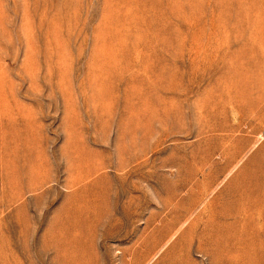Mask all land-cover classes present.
Here are the masks:
<instances>
[{
  "label": "rangeland",
  "instance_id": "374dc122",
  "mask_svg": "<svg viewBox=\"0 0 264 264\" xmlns=\"http://www.w3.org/2000/svg\"><path fill=\"white\" fill-rule=\"evenodd\" d=\"M0 264H264V0H0Z\"/></svg>",
  "mask_w": 264,
  "mask_h": 264
}]
</instances>
